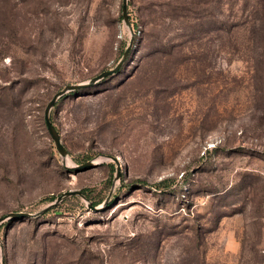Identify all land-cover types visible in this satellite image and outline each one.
<instances>
[{
	"label": "rangeland",
	"instance_id": "1",
	"mask_svg": "<svg viewBox=\"0 0 264 264\" xmlns=\"http://www.w3.org/2000/svg\"><path fill=\"white\" fill-rule=\"evenodd\" d=\"M123 1L0 0V217L86 196L5 219L0 264H264V0ZM131 40L53 106L64 158L47 103Z\"/></svg>",
	"mask_w": 264,
	"mask_h": 264
},
{
	"label": "water",
	"instance_id": "2",
	"mask_svg": "<svg viewBox=\"0 0 264 264\" xmlns=\"http://www.w3.org/2000/svg\"><path fill=\"white\" fill-rule=\"evenodd\" d=\"M122 11H123V17L124 19H128V0H124L123 1V7H122ZM133 44V40H131V42L129 43V45L127 46L123 56L121 57V59L118 61V63L115 65V67L111 68V69H107L102 71L101 73H99L98 75L92 77L88 82L85 83H76V84H69L66 85L63 89H61L60 91L56 92L53 97L49 100V102L46 105L45 108V122L47 125V129L48 132L51 136V138L53 139L55 145L57 146V149L59 151V153L65 158L68 155V149L66 148V146L64 145L62 138H61V134L59 133V131L57 130V128L55 127V125L53 124L52 120H51V110L53 108V106L55 105V103L57 102V100L62 97L63 95H65L67 92L69 91H73V90H77L83 87H86L88 85L94 84L96 82H98L99 80H102L110 75L115 74L116 72H118L122 65L124 64V62L127 59V56L130 52V49L132 47ZM115 162H116V168H117V173L115 175V178H119L120 177V173H121V163L118 159V157L113 156L111 157ZM97 162H94L92 160H89L85 163H82L80 165L75 166L76 169H88L93 167ZM72 195H80L82 197H86L85 194L83 193L82 190L80 189H75V190H68V191H64L63 193H61L60 195H58V197L49 205H47L45 208H43L41 211H39L36 214H32L30 212L27 211H12L2 217H0V224L8 218H17V217H28V216H32V215H39L43 212H45L47 209L57 205L58 203H60L61 201H63L65 198L70 197ZM110 198L108 197L104 204L101 206H96L94 205L92 202H88V206L96 211L102 210L105 208L106 204L108 203V200ZM3 264L4 261H3Z\"/></svg>",
	"mask_w": 264,
	"mask_h": 264
},
{
	"label": "trees",
	"instance_id": "3",
	"mask_svg": "<svg viewBox=\"0 0 264 264\" xmlns=\"http://www.w3.org/2000/svg\"><path fill=\"white\" fill-rule=\"evenodd\" d=\"M51 120H52V118H51ZM52 122H53V120H52ZM53 124H54V122H53ZM55 125V124H54ZM56 127V126H55ZM58 130V129H57ZM59 131V130H58ZM60 133V132H59ZM65 145V144H64ZM66 146V145H65ZM67 148V147H66ZM84 193V192H83ZM55 199V197H51V199L50 200H54ZM94 204V203H93ZM94 205H96V204H94Z\"/></svg>",
	"mask_w": 264,
	"mask_h": 264
},
{
	"label": "bare ground",
	"instance_id": "4",
	"mask_svg": "<svg viewBox=\"0 0 264 264\" xmlns=\"http://www.w3.org/2000/svg\"><path fill=\"white\" fill-rule=\"evenodd\" d=\"M29 5V4H28Z\"/></svg>",
	"mask_w": 264,
	"mask_h": 264
}]
</instances>
